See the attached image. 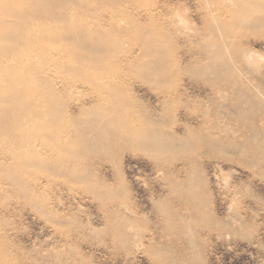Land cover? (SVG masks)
Listing matches in <instances>:
<instances>
[{"label": "rangeland", "instance_id": "obj_1", "mask_svg": "<svg viewBox=\"0 0 264 264\" xmlns=\"http://www.w3.org/2000/svg\"><path fill=\"white\" fill-rule=\"evenodd\" d=\"M198 1L3 7L0 264H264V0Z\"/></svg>", "mask_w": 264, "mask_h": 264}, {"label": "bare ground", "instance_id": "obj_2", "mask_svg": "<svg viewBox=\"0 0 264 264\" xmlns=\"http://www.w3.org/2000/svg\"><path fill=\"white\" fill-rule=\"evenodd\" d=\"M26 0H0V27L2 26V24L5 22V18H6V15H8V14H10L11 13V11H13L14 10V8H15V6H18L19 4L21 5V3L22 2H25ZM194 1H196V0H194ZM200 1V0H199ZM198 1V2H199ZM231 1V0H230ZM223 2H225V1H223ZM229 2V1H228ZM196 3V2H195ZM253 3V2H252ZM198 4V3H197ZM223 4V3H222ZM224 4H226V2L224 3ZM232 4H234V3H232ZM231 4V5H232ZM19 5V6H20ZM201 5V4H200ZM199 5V6H200ZM219 5V4H218ZM198 6V5H197ZM198 6V7H199ZM217 6V5H216ZM3 7H8V8H10V9H13V10H7L5 13H4V10H3ZM219 7H220V5H219ZM226 7V6H225ZM244 7V6H243ZM164 8V7H163ZM202 8V7H201ZM208 8V7H207ZM218 8V7H217ZM224 8V7H223ZM230 8V7H229ZM165 9V8H164ZM198 9V8H197ZM177 10V9H176ZM215 10V9H214ZM213 10V11H214ZM219 10V9H218ZM237 10V9H236ZM245 10V9H244ZM164 12V11H163ZM178 12V11H177ZM207 12H209V11H207ZM171 13V12H170ZM165 14V13H164ZM173 14V13H172ZM171 15V14H170ZM164 16V15H163ZM217 16H218V14H217ZM220 16V15H219ZM219 16H218V18H219ZM17 17H19V16H17ZM34 17H36V16H34ZM34 17H32V18H30V17H20L19 19H17V24L16 25H14V26H20V27H22V28H24V27H27V26H29V24H32L33 23V21H34V24L35 23H38V25H39V27H35V25H33V26H31V28H29V27H27V28H24V30L21 32V31H18V32H13V31H11V28L12 27H14L13 25H10V24H4V26L6 25V30H2V31H0V53H3V52H5V53H7L8 52V50H6L5 48H4V50H3V46H2V44H1V42L2 41H6V42H8V38H10V40L9 41H12V40H14V38H23V39H25L26 41L28 40V37L31 35V34H33L34 32L36 33V32H38V31H40V30H42V29H38V28H44V26H46L45 24L47 23L46 22V19H42V18H39V19H33ZM169 17V16H168ZM203 17H205V16H203ZM170 18H171V16H170ZM127 19V18H126ZM165 19V18H164ZM168 19V18H167ZM185 19V18H184ZM174 20V19H173ZM208 20V19H207ZM219 20H220V18H219ZM167 21V20H166ZM171 21V20H170ZM204 21V20H203ZM175 22V21H174ZM166 23V22H165ZM171 23V22H170ZM206 23V22H205ZM176 24V23H175ZM167 26H168V24H166ZM177 25V24H176ZM205 25V24H204ZM172 26V25H171ZM166 27V26H165ZM169 27V26H168ZM4 28V27H3ZM8 28V29H7ZM45 29V28H44ZM31 30V31H30ZM172 31H174V29L172 30ZM198 31V30H197ZM20 32V33H19ZM201 32V31H200ZM199 33V32H198ZM199 35H201V33L199 34ZM198 35V36H199ZM172 37H176V35L174 34V36H172ZM221 37V36H220ZM28 43V42H27ZM220 46V45H219ZM10 53H12V52H10ZM13 54V53H12ZM245 54V53H244ZM244 54H243V56H244ZM249 55H248V57H246V58H248V60L247 61H252V60H254V59H252V58H255V56L253 57V55H252V57H250V53H248ZM253 54V53H252ZM35 56H37V54L35 53L34 55L32 54V56H31V59H34V57ZM242 56V57H243ZM38 58H40V57H38ZM41 59V58H40ZM28 60V62H29V59H27ZM244 60H245V58H244ZM246 61V60H245ZM26 61H24V63H25ZM255 62V61H254ZM248 65V64H247ZM8 67V66H7ZM9 68H11V67H9ZM9 68H6L4 65H2V66H0V71L2 70V73H4V74H9V72H10V69ZM2 98V96L0 97V99ZM222 100V99H221ZM222 103V102H221ZM25 118H28V117H25ZM37 122V121H36ZM40 126V125H39ZM37 127V126H36ZM22 136V135H21ZM25 137V136H24ZM20 139V138H19ZM187 139V138H186ZM1 140V139H0ZM58 141V140H57ZM39 142V141H38ZM43 142V141H42ZM33 143V142H32ZM40 145V144H39ZM39 145H37V146H39ZM182 146V145H181ZM48 149H50V148H48ZM33 150V149H32ZM55 151V150H54ZM53 152V151H52ZM56 152V151H55ZM58 152V151H57ZM39 154V153H38ZM37 156V155H36ZM8 157V156H7ZM59 157V156H58ZM52 158V157H51ZM10 159V158H9ZM49 159V158H48ZM6 160V159H5ZM75 165V164H74ZM71 168V167H70ZM25 174H26V172H25ZM53 180V179H52ZM54 181V180H53ZM47 182V181H46ZM1 184V183H0ZM36 188V187H35ZM43 188H44V186H43ZM193 220V219H192ZM167 228V227H166ZM163 241V240H162ZM161 241V242H162ZM167 241V240H166ZM185 257V256H184ZM157 264V263H156Z\"/></svg>", "mask_w": 264, "mask_h": 264}]
</instances>
